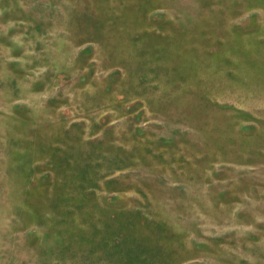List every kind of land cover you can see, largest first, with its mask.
<instances>
[{"label":"rangeland","instance_id":"rangeland-1","mask_svg":"<svg viewBox=\"0 0 264 264\" xmlns=\"http://www.w3.org/2000/svg\"><path fill=\"white\" fill-rule=\"evenodd\" d=\"M0 264H264V0H0Z\"/></svg>","mask_w":264,"mask_h":264}]
</instances>
